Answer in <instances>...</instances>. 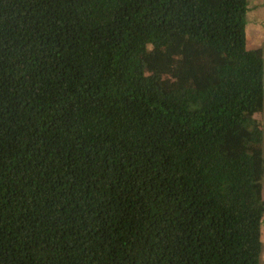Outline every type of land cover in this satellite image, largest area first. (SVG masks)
Masks as SVG:
<instances>
[{
    "label": "trees",
    "instance_id": "1",
    "mask_svg": "<svg viewBox=\"0 0 264 264\" xmlns=\"http://www.w3.org/2000/svg\"><path fill=\"white\" fill-rule=\"evenodd\" d=\"M248 10L0 0V264L261 263Z\"/></svg>",
    "mask_w": 264,
    "mask_h": 264
},
{
    "label": "crops",
    "instance_id": "2",
    "mask_svg": "<svg viewBox=\"0 0 264 264\" xmlns=\"http://www.w3.org/2000/svg\"><path fill=\"white\" fill-rule=\"evenodd\" d=\"M246 35L251 49L261 48L264 53V0H248ZM264 241V234H263Z\"/></svg>",
    "mask_w": 264,
    "mask_h": 264
},
{
    "label": "rangeland",
    "instance_id": "3",
    "mask_svg": "<svg viewBox=\"0 0 264 264\" xmlns=\"http://www.w3.org/2000/svg\"><path fill=\"white\" fill-rule=\"evenodd\" d=\"M247 21L249 22V19H247ZM249 23L251 24V22H249ZM256 117H257L258 120H260L262 122V124L264 126V105H263L262 111L259 114H257ZM260 264H264V252H263V254L261 256V263Z\"/></svg>",
    "mask_w": 264,
    "mask_h": 264
}]
</instances>
